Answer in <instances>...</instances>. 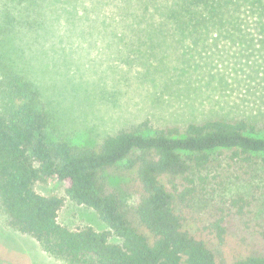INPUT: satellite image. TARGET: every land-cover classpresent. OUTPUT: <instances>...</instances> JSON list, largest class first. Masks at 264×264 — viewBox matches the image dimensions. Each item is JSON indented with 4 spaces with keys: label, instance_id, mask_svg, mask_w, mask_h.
Instances as JSON below:
<instances>
[{
    "label": "trees",
    "instance_id": "trees-1",
    "mask_svg": "<svg viewBox=\"0 0 264 264\" xmlns=\"http://www.w3.org/2000/svg\"><path fill=\"white\" fill-rule=\"evenodd\" d=\"M149 1L142 0L143 9ZM226 1L153 6L158 23L182 30L213 16L223 20ZM48 122L37 84L0 53V211L49 256L66 264H219L217 248L231 246L226 264H264V223L252 211L264 187V122L213 118L147 133L124 128L91 146L50 138ZM229 177L254 188L225 194ZM49 179L94 209L120 242L110 241L109 231L59 223L63 198L35 189ZM233 220L241 231L231 239Z\"/></svg>",
    "mask_w": 264,
    "mask_h": 264
},
{
    "label": "rangeland",
    "instance_id": "rangeland-1",
    "mask_svg": "<svg viewBox=\"0 0 264 264\" xmlns=\"http://www.w3.org/2000/svg\"><path fill=\"white\" fill-rule=\"evenodd\" d=\"M129 1L0 0V53L39 87L50 138L91 146L124 128L264 122V0H227L223 20L213 16L182 30L158 23L153 3L162 0L146 9L142 0ZM252 186L229 177L221 191L248 193ZM35 189L63 198L62 225L109 231L94 209L65 195L64 184L49 179ZM257 190L252 211L264 223V187ZM232 224L234 239L241 225ZM109 240L120 242L111 231ZM230 248H217L219 264ZM0 264L66 263L11 228L0 211Z\"/></svg>",
    "mask_w": 264,
    "mask_h": 264
}]
</instances>
